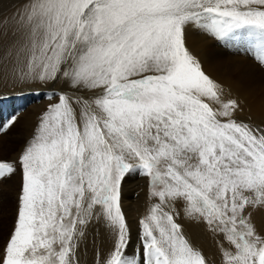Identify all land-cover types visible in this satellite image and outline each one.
<instances>
[{
	"label": "snow or ice",
	"instance_id": "snow-or-ice-1",
	"mask_svg": "<svg viewBox=\"0 0 264 264\" xmlns=\"http://www.w3.org/2000/svg\"><path fill=\"white\" fill-rule=\"evenodd\" d=\"M189 28L264 68V0H25L8 15L0 0V83L65 86L18 160H0V183L21 175L0 264H81L100 223L114 239L95 264H264V120L239 119L246 99L205 70ZM136 175L152 203L128 254ZM181 215L205 226L214 259Z\"/></svg>",
	"mask_w": 264,
	"mask_h": 264
},
{
	"label": "rangeland",
	"instance_id": "rangeland-1",
	"mask_svg": "<svg viewBox=\"0 0 264 264\" xmlns=\"http://www.w3.org/2000/svg\"><path fill=\"white\" fill-rule=\"evenodd\" d=\"M24 2H25V0H3V12H4V14L5 15L10 14L11 12H13L16 9H18L19 7H21ZM11 27H12V25H9L10 29H11ZM201 37L209 40V45L213 49V51H215L214 52L215 54L221 55L222 57L223 56L232 57L229 49L225 48L222 45L220 46L218 44V42L216 40H214L213 38H211L210 36L202 33ZM238 53L242 54V51H239ZM239 59H241L240 55L237 56V61H239ZM258 69L259 70L261 69V70L257 71L258 73L252 75V77L254 76L253 78L256 79V77L258 76L257 79L262 81V80H264V68L259 67ZM64 87H65L64 84L60 83V82H52V83H49L47 85H42L39 83H31V84H25V85L8 86L7 89L6 88L2 89L3 91L1 90L0 92L1 93L5 92L6 94L13 93V95L0 97V116H3V117L5 116V118H6V116L11 117L12 115H14V113L19 114V116L22 117V121L20 123L21 124L23 123V124L20 126L21 128L18 131L21 134H23L25 137L30 138L31 134L28 133V131H27L29 129L30 124H31L30 118L35 117V116H33V114L34 115L36 114L35 118L37 119V117L41 113V111L50 103V101L48 100L47 97L49 95H51V93L53 91H60ZM42 100L45 102H43ZM43 103H44V105H43ZM45 103H46V105H45ZM34 105H35V107H34ZM25 106H27V107H25ZM16 107L19 109V112H17ZM12 109L15 110L14 113H12ZM36 123H37V121L35 122V124ZM0 135H1V133H0ZM7 135H9L8 132H7ZM16 135L19 136V133H15L14 136L12 135L8 140H7V138L2 139L5 142V144H3L1 146L0 150H1L2 154L7 155L5 157L6 160H4V161H9V162L17 161L18 156L20 154V149L23 148L22 146H24L26 143L25 140H22L24 142V144L22 143L21 145H19V143H14L16 141L15 137H18ZM24 136L22 137V135H20L19 136L20 140L24 139ZM8 144H9V146L11 145V148H9V149H8ZM6 145H7V148H6ZM13 157H15V158H13ZM12 158H13V160H12ZM17 170L18 171H17L16 175H14L11 179L0 183V194H1L0 195V243H2L7 238L8 234H9V232L13 226L14 219H15L16 194L19 191L20 182H21V180H20L21 175H20L19 167H17ZM17 177H18V180H17ZM138 182L139 181L137 179H133V181L129 185L130 190L133 191V195H132V197L134 198V199L132 198L133 202L137 201L138 200L137 198L139 197L138 188L140 186V184H139L140 182L139 183ZM1 189L5 190L4 193L6 195L12 194L13 198L9 199L10 198L9 197L6 200L4 194H2L3 192L1 191ZM132 210H133L132 211V220L135 221L136 220V216H134L135 206L132 208ZM259 218H261V217H258V219ZM179 219L184 220L186 218L183 217V215H181L179 217ZM179 219L177 217L178 223H180ZM259 220H257V222H259ZM137 225H138L137 228H135L134 231H132V234L130 232V234L132 236L131 237L132 244L134 243V245L129 247L130 250H128V254H131L133 252L134 248L139 249L142 247V242L139 239V236L141 233V227H140L139 222ZM202 229L204 231V234H208L209 242L207 244L206 250H203L202 247L199 249H201L205 255H207L211 258L213 257V259H214L216 257V246L214 244V241H213L211 235L209 233H207L204 225L202 226ZM90 231H92V232H90ZM113 239H114L113 234L107 228H105L103 224L100 223V224H94L93 226H91L88 230V237H87L86 243L81 244V247H80L81 264H95V261L97 259V253H99L101 259L104 256H106L112 247ZM210 242H212V243H210ZM209 248L212 250V253H210L208 251V250H210Z\"/></svg>",
	"mask_w": 264,
	"mask_h": 264
},
{
	"label": "bare ground",
	"instance_id": "bare-ground-1",
	"mask_svg": "<svg viewBox=\"0 0 264 264\" xmlns=\"http://www.w3.org/2000/svg\"><path fill=\"white\" fill-rule=\"evenodd\" d=\"M201 35H202L201 31H199L195 28H189L187 31V46L198 56V58L203 63L205 70L211 76H213V78L218 79L222 83L231 85L233 87L234 91L238 92L244 99H246L248 106L245 109V111L242 114H240L239 119H242V120L247 119L250 116L252 118V120L257 122V123L260 122L261 120H264V80L261 81V80L257 79L258 76L256 77V79L253 78L254 76L252 77V75L258 73L257 71L261 70V69L260 70L258 69L260 67L258 65V63L255 62L251 56L245 55L243 52H242V54H239L235 49H231V48H227V49L230 50L232 57H229V56H223L222 57L221 55L215 54L214 53L215 51H213V49L209 45V40L204 39L203 37H201ZM218 44L221 46L220 43H218ZM239 55H240V58L242 60L239 59V61H237V56H239ZM17 85H20V84H17ZM17 85H14V86H17ZM8 86H13V85L11 83H9L7 85L0 83V91L2 89H5V88L7 89ZM12 95H13V93L6 94L5 92H2V93L0 92V97L1 96H12ZM43 102H45V101H43ZM43 105H44V103H43ZM45 105H46V103H45ZM25 107H27V106H25ZM34 107H35V105H34ZM14 111L15 110L12 109V113H14ZM17 112H19L18 108H17ZM33 116L36 117V114L35 115L33 114ZM9 117L10 116H8V117L6 116V118H5V116L4 117L0 116V123H3ZM35 117L30 118L31 124L29 126V129L27 130L28 133L31 134L30 137L32 136L34 128L37 124V123L35 124V122L37 121V119ZM21 121H22V117H20L18 115V120H17L16 124H14L11 127V129L7 131L10 136L7 135V132L1 133V135H0V149H1V146L3 144H5V142L2 139L7 138V140H8L12 135L14 136L15 133H19V136L20 135H22V137L24 136L23 134H21L18 131L21 128L20 126L23 124V123L22 124L20 123ZM16 136H18V135H16ZM19 136L15 137L16 141L14 142V143H19V145H21L22 143L24 144V142L22 140H25V142H26L28 139H30L29 137L24 136V139L20 140ZM6 148H7V145H6ZM9 148H11V145L9 146V144H8V149ZM21 149H20V152H21ZM6 156L7 155L2 154V152L0 150V160H6L5 159ZM13 158H15V157H13ZM13 158H12V160H13ZM133 179H137L140 182V183L138 182L140 184V186L138 188L139 197L137 198L138 200L135 202H133L134 198L132 197L133 191H131L129 188V185L133 181ZM17 180H18V177H17ZM1 191L3 192L2 194H4L6 200L9 197H10L9 199L13 198L12 194L6 195L4 193L5 190L1 189ZM147 192H148V189H147V182H146L145 177L136 175V176H130L126 179V182L124 185L123 196H122V208H123V211L125 212L127 224H128L129 231L131 232V234H132V231H134V229L137 228L138 222L146 214L149 205L152 203L147 196ZM134 206H135L134 216H136L135 221L132 220V211H133L132 208ZM178 219H179V217H178ZM259 219L257 217V220H259V222H257L258 224L264 223V219H262V218H259ZM179 221L183 225L182 230H183L186 238H188L195 247H198V248L202 247L203 250H206L207 244L209 242V236H208V234H204V231L202 229L203 224L197 223V222L189 220L187 218L184 220L179 219ZM90 232H92V231H90ZM210 243H212V242H210ZM133 245H134V243L133 244L131 243L130 246H133ZM128 250H130V248H128ZM208 251L210 253H212L211 249Z\"/></svg>",
	"mask_w": 264,
	"mask_h": 264
}]
</instances>
